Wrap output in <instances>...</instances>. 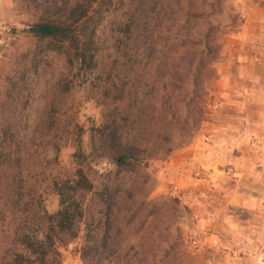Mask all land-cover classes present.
<instances>
[{"label": "rangeland", "instance_id": "1", "mask_svg": "<svg viewBox=\"0 0 264 264\" xmlns=\"http://www.w3.org/2000/svg\"><path fill=\"white\" fill-rule=\"evenodd\" d=\"M59 1L72 5L76 0ZM147 4L144 8L140 0H112L97 37L99 70L105 68L108 76L97 75L85 83L69 67L64 44L41 41L28 32L41 10L25 0H0V125L2 101L16 98L21 145L32 150L35 159L38 153L52 159V146L43 136L39 143L36 138L48 132L42 122L58 114L66 122L59 133L65 144L51 174H72L78 167L77 147L67 123L73 121L85 129L87 145L90 129L102 122L100 84L110 80V72L121 75L129 69L125 51H138L143 60L154 55V62L141 67L148 76L161 57H165V69L179 63L187 70L206 50L205 37L213 29L214 73L205 83V119L194 137L182 144L186 118L182 99H188L190 82L177 85L173 98L178 100L175 109L181 125L176 126V148L171 153L136 167H118L100 159L93 166L98 173L92 175L103 182L102 175L111 173L115 206L136 209L126 225L131 231L143 230L136 237L117 239L122 246L142 244L148 226L168 224L162 248H168L179 230L190 253L188 264H264V234L257 232L264 230V207L252 197L264 194V183L254 182L264 181V154L260 150L262 160L256 164L243 152V145L259 143L257 136L264 133V0H150ZM184 54L186 59L179 61ZM70 80L72 91L60 93V85ZM158 88L161 99L173 85L163 82ZM148 91L147 86L144 92ZM53 102L59 104L57 111L50 109ZM245 160L250 169L241 167ZM48 183H43L45 206L55 212L59 199ZM240 195L247 197L244 203L230 204L231 196ZM153 217L157 222L151 223ZM84 227L79 239L61 248L62 264H86L80 253ZM192 239L198 241L196 246L191 245Z\"/></svg>", "mask_w": 264, "mask_h": 264}, {"label": "trees", "instance_id": "2", "mask_svg": "<svg viewBox=\"0 0 264 264\" xmlns=\"http://www.w3.org/2000/svg\"><path fill=\"white\" fill-rule=\"evenodd\" d=\"M25 1L41 10L40 18L28 32L38 40L64 44L67 63L78 71L83 82L106 74L105 68L99 70L97 37L112 0H76L72 5L59 0ZM140 1L145 8L150 0ZM212 31L210 29L205 37L206 50L187 70L179 63L165 69V57H161L154 76H148L141 67L143 63L154 62V55L149 54L145 61L138 56V51H125L129 69L119 73L121 75H113L109 68L110 80L101 81L102 122L90 129L87 145L84 144L85 129L73 121L67 123L77 147L74 158L78 167L72 174L63 177L51 174L60 162L65 143L59 133L66 122L58 114L42 122L41 126L48 132L38 133L36 140L39 143L44 137L55 155L48 159L38 153L35 159L32 150L25 149L19 140V119L14 114L16 98L2 101L0 264H62L61 248L79 239L83 225L80 253L86 264H188L190 253L184 247L179 230L168 248H162V242L168 239V224L148 226L141 236L146 239L142 244H119L116 240L122 236L133 238L143 230L127 228L126 223L134 219L136 209L122 204L115 206L111 173L102 175L103 182H97L92 174L98 173L93 166L100 159L118 167H136L147 166L150 160L171 153L176 148V126L181 125L175 109L178 100L173 98L177 85L182 87L190 82L193 88L188 99H182L186 108V118L182 122L185 133H180L182 144L194 137L205 119V83L214 73ZM186 57L187 54L182 55L179 61ZM163 82L173 85V89L159 99L158 85ZM11 86L15 90L18 88L16 83ZM147 86L149 91L144 92ZM73 87V80L66 81L60 85V93H69ZM58 106L53 102L50 109L57 111ZM47 180L59 199L55 212H49L45 206L43 183ZM98 203H102L101 211ZM155 222L157 217L152 218L151 223Z\"/></svg>", "mask_w": 264, "mask_h": 264}, {"label": "crops", "instance_id": "3", "mask_svg": "<svg viewBox=\"0 0 264 264\" xmlns=\"http://www.w3.org/2000/svg\"><path fill=\"white\" fill-rule=\"evenodd\" d=\"M256 135V134H255ZM257 136V135H256ZM247 137H252L251 135H247ZM260 140L258 141L259 143H255L254 140H253V143L251 144L250 141L247 143L248 145H243V147L245 148V150L243 151L244 152V156L247 157V160H251L253 161V159H255V163L258 164L259 161L262 160V153L260 150L263 151V154H264V146L261 145V142H263L264 144V133L262 132L261 135H258L257 136ZM254 147H257L259 149H254L252 146ZM254 150L256 151V157H255V153H254ZM252 151V153H250ZM197 155V152H195V155L194 157ZM245 160L244 162V165L242 164L241 167H244V168H248L250 169L251 168V165H248V162ZM255 183H264L263 179L262 180H254ZM240 198L236 197V196H231L230 198V204L231 203H239L241 204V201H243V203L245 202V200L247 199V197H243V195H240L239 196ZM254 197L255 199H253L254 202L258 203L260 206H263L264 207V194L259 198V196L255 195V196H252ZM258 234H264V230H261V231H257Z\"/></svg>", "mask_w": 264, "mask_h": 264}, {"label": "built area", "instance_id": "4", "mask_svg": "<svg viewBox=\"0 0 264 264\" xmlns=\"http://www.w3.org/2000/svg\"><path fill=\"white\" fill-rule=\"evenodd\" d=\"M197 240L196 239H192L191 241H190V243H191V245L192 246H196L197 245Z\"/></svg>", "mask_w": 264, "mask_h": 264}]
</instances>
